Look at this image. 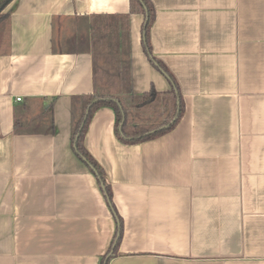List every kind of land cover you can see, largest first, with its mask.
Returning a JSON list of instances; mask_svg holds the SVG:
<instances>
[{
  "label": "crops",
  "instance_id": "obj_1",
  "mask_svg": "<svg viewBox=\"0 0 264 264\" xmlns=\"http://www.w3.org/2000/svg\"><path fill=\"white\" fill-rule=\"evenodd\" d=\"M150 2L151 54L173 76L183 115L171 131L125 144L113 109L93 112L83 143L113 208L73 151L71 118L94 89L95 16H128L133 93L171 89L143 52L145 15L129 13V0L4 8L0 264H101L119 222L107 264H264V0Z\"/></svg>",
  "mask_w": 264,
  "mask_h": 264
},
{
  "label": "trees",
  "instance_id": "obj_2",
  "mask_svg": "<svg viewBox=\"0 0 264 264\" xmlns=\"http://www.w3.org/2000/svg\"><path fill=\"white\" fill-rule=\"evenodd\" d=\"M5 1L7 0H0V7ZM129 2V13L138 12L145 15L141 28L143 52L149 63L168 79L171 89L166 92H157L151 86L147 92L133 93L130 86L128 16H95V20L90 24L94 89L91 94L77 98L79 108L76 113L72 114L70 143L74 153L95 173L112 208L110 188L104 172L83 143L93 112L101 106L112 108L115 113V134L125 144H133L163 135L171 131L183 115V101L173 76L151 54L149 29L155 17L153 5L150 0H129ZM3 10L4 8L0 10V22L8 19L7 13H4ZM160 98L164 99L162 103L166 112L161 120L153 121L154 111L152 109L150 111V106ZM144 116L150 119H143ZM19 125L18 119L15 118V131L19 130ZM121 235L122 226L119 222L111 244L112 251L103 257L101 264H107L109 258L116 254Z\"/></svg>",
  "mask_w": 264,
  "mask_h": 264
},
{
  "label": "rangeland",
  "instance_id": "obj_3",
  "mask_svg": "<svg viewBox=\"0 0 264 264\" xmlns=\"http://www.w3.org/2000/svg\"><path fill=\"white\" fill-rule=\"evenodd\" d=\"M3 25H4V23H3V21H1V23H0V36L4 30ZM163 100H164L163 98H160L159 100H157L155 103L151 104V106H150V111H151V109L154 111V115L152 114V116H153L152 120L153 121L161 120L163 118V116L165 115L166 109H164L165 106L162 103ZM143 119H148V117L144 116Z\"/></svg>",
  "mask_w": 264,
  "mask_h": 264
},
{
  "label": "water",
  "instance_id": "obj_4",
  "mask_svg": "<svg viewBox=\"0 0 264 264\" xmlns=\"http://www.w3.org/2000/svg\"><path fill=\"white\" fill-rule=\"evenodd\" d=\"M9 2H10V0L5 1V2L1 5L0 10H2L3 8H5Z\"/></svg>",
  "mask_w": 264,
  "mask_h": 264
},
{
  "label": "built area",
  "instance_id": "obj_5",
  "mask_svg": "<svg viewBox=\"0 0 264 264\" xmlns=\"http://www.w3.org/2000/svg\"><path fill=\"white\" fill-rule=\"evenodd\" d=\"M16 100H17V101H19V100H20V98H19V97H17V98H16Z\"/></svg>",
  "mask_w": 264,
  "mask_h": 264
}]
</instances>
